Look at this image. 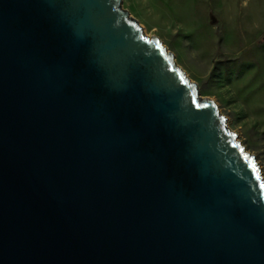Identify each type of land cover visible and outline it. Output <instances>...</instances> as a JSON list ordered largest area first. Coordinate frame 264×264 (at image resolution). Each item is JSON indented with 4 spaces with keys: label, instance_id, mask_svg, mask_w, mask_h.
I'll use <instances>...</instances> for the list:
<instances>
[{
    "label": "water",
    "instance_id": "95a60500",
    "mask_svg": "<svg viewBox=\"0 0 264 264\" xmlns=\"http://www.w3.org/2000/svg\"><path fill=\"white\" fill-rule=\"evenodd\" d=\"M120 3L0 0V264H264L253 153Z\"/></svg>",
    "mask_w": 264,
    "mask_h": 264
},
{
    "label": "rangeland",
    "instance_id": "374dc122",
    "mask_svg": "<svg viewBox=\"0 0 264 264\" xmlns=\"http://www.w3.org/2000/svg\"><path fill=\"white\" fill-rule=\"evenodd\" d=\"M213 100L264 180V0H121Z\"/></svg>",
    "mask_w": 264,
    "mask_h": 264
},
{
    "label": "snow or ice",
    "instance_id": "6c2138e0",
    "mask_svg": "<svg viewBox=\"0 0 264 264\" xmlns=\"http://www.w3.org/2000/svg\"><path fill=\"white\" fill-rule=\"evenodd\" d=\"M253 167L255 168V165H253Z\"/></svg>",
    "mask_w": 264,
    "mask_h": 264
}]
</instances>
